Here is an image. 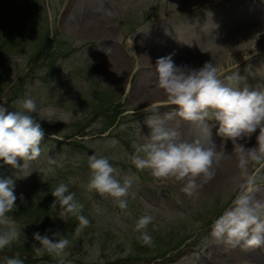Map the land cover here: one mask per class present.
I'll list each match as a JSON object with an SVG mask.
<instances>
[{"label": "rangeland", "instance_id": "rangeland-1", "mask_svg": "<svg viewBox=\"0 0 264 264\" xmlns=\"http://www.w3.org/2000/svg\"><path fill=\"white\" fill-rule=\"evenodd\" d=\"M263 12L264 3L257 0H0V42H6L0 47V104L14 110L18 99L30 96L38 112L52 107L58 116L72 113L65 123H49L33 114L44 130L46 147L41 146V156L31 162L33 171L27 178H15L22 173L0 160V178H14L17 200L21 194L45 196L63 182L84 205L82 214L90 224L76 235L79 221L74 217L76 228L66 231L70 246L65 264L264 260V246L229 250L210 237L216 213L221 215L238 191L233 145L218 134L217 121L206 118L208 136L203 126L180 120L185 140L199 139L205 147L215 144L221 156L228 158L227 167L233 168L220 169L195 198L183 194L180 183L156 182L147 170L138 171L125 157L138 139L133 122H141L144 134L149 131L143 125L148 113H139L154 100L165 99L157 87L159 57L172 54L177 66L195 68L197 64L196 69L212 61L226 74L237 70L238 64L245 83L264 91V34L258 32L251 39L236 36L245 27L257 25ZM46 31L49 37L55 33L57 39L51 47L46 44L50 40ZM40 44L39 59L33 61ZM254 46L260 54L248 60ZM97 90L106 91L99 94ZM105 99L112 103L101 106ZM132 108L134 117L129 115ZM120 110L125 113L118 122L101 132L109 116ZM258 132L238 142L254 147ZM61 140L66 151L70 150L68 140L81 147L64 154ZM93 154L107 157L121 170V179L124 175L138 177L131 189L135 196L127 197V210H121L111 197L86 191L88 157ZM145 213L155 218L147 229L153 246L142 244L134 231ZM2 256L0 251V262ZM42 258L35 263L29 258L27 264H58L53 256Z\"/></svg>", "mask_w": 264, "mask_h": 264}, {"label": "clouds", "instance_id": "clouds-1", "mask_svg": "<svg viewBox=\"0 0 264 264\" xmlns=\"http://www.w3.org/2000/svg\"><path fill=\"white\" fill-rule=\"evenodd\" d=\"M259 54L254 46L247 59ZM238 69L237 64V70L226 74L212 61L196 69L177 66L172 54L159 57L155 64L157 87L163 91L165 99L143 109L148 113L143 120L149 130L147 134L142 132L140 121L133 122L138 129V139L132 142V153L125 152V157L138 171L147 170L156 182L180 183V191L188 198H195L204 185L216 177L221 153L213 143L205 147L199 139L185 140L180 120L203 126L208 136L206 118L217 121L218 134L233 145L239 170L238 191L230 206L212 223L210 237L229 250L264 246V91L250 88ZM162 109L169 110L162 112ZM33 114L49 123L56 120L65 123L72 118V113L58 116L52 107L38 112L36 101L30 96L18 99L14 110L0 104V160L22 173L16 174L17 179L30 176L31 162L42 154L44 130ZM129 115L134 117V108ZM257 130L261 134L256 136V146L246 148L238 142L250 138ZM88 166L90 178L84 186L86 191L111 197L121 210H127V197L135 196L131 189L138 177L124 175L121 179L120 169L110 164L107 157L95 154L88 157ZM14 189V178H0V251L17 242L22 232V227L9 215L17 210ZM51 194L55 198L51 207L58 205L63 210L62 219L71 215L79 221L76 235L89 226L90 221L82 214L84 205L69 190L68 184L61 182ZM20 200L24 202L22 194ZM96 211L100 209L97 207ZM154 219L153 215L145 213L134 226V231L139 233L137 239L146 246L154 244L147 230ZM52 237L33 233L39 245L34 246L35 255L48 254L57 258L58 264H65L70 241L60 232L52 233ZM5 264H24V261L17 253L6 257Z\"/></svg>", "mask_w": 264, "mask_h": 264}, {"label": "trees", "instance_id": "trees-1", "mask_svg": "<svg viewBox=\"0 0 264 264\" xmlns=\"http://www.w3.org/2000/svg\"><path fill=\"white\" fill-rule=\"evenodd\" d=\"M119 112L120 111L114 112L110 116L105 129L115 121ZM67 145L70 149L73 147H79L72 141H67ZM53 189L54 188H51L49 190L50 194ZM50 194L48 193L42 197L38 195L34 197L31 196L28 199H24V202H16L17 210L9 215L22 224V232L20 239L10 247L11 252L30 251V254L33 255L34 259H37L34 252V246L39 245L38 242L33 239V233L35 232H39L41 235H48L50 238H53L52 233L60 232L63 237L68 238L66 231L73 229V226L76 223L75 218L71 215H66L64 219H62L60 214L63 210L58 205L55 208L51 207L55 198ZM11 252L8 254L10 258L13 257ZM45 255L49 256L48 254ZM25 261L28 262L29 260L26 259Z\"/></svg>", "mask_w": 264, "mask_h": 264}, {"label": "bare ground", "instance_id": "bare-ground-1", "mask_svg": "<svg viewBox=\"0 0 264 264\" xmlns=\"http://www.w3.org/2000/svg\"><path fill=\"white\" fill-rule=\"evenodd\" d=\"M257 1L260 4L264 3L261 0H257ZM245 28H247V29H244L243 31H240L236 36L239 37V38H243V39H246V38L247 39H251L252 36L256 37L258 32H261V33L264 34V12H263L262 20L259 21V23L257 25H255L254 27L247 26ZM194 65H195V68H196L197 64H194ZM158 93L159 94H163L161 89H159ZM154 94H155V91H154ZM152 96H154V95H152ZM154 101L156 102V101H159V100H154ZM228 165H229L228 158L226 156H221V160H220V164H219V167H218V170H217V174L219 173L220 169H225V170H228V171L231 170V169L233 170V168L227 167ZM244 264H264V260L256 258V259L248 260Z\"/></svg>", "mask_w": 264, "mask_h": 264}]
</instances>
